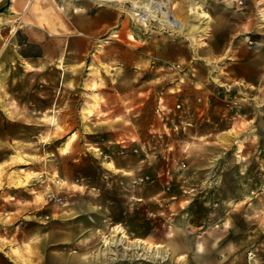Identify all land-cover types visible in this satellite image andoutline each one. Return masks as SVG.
Instances as JSON below:
<instances>
[{
	"label": "rangeland",
	"instance_id": "1",
	"mask_svg": "<svg viewBox=\"0 0 264 264\" xmlns=\"http://www.w3.org/2000/svg\"><path fill=\"white\" fill-rule=\"evenodd\" d=\"M29 1L0 0V225L13 221L5 204L19 190L41 224L52 210L66 217L70 203L87 211L98 230L86 239L88 264H264V0H171L182 34L144 26V9L126 0ZM251 64L261 67V90L220 85L217 72H252ZM115 103L123 115L103 125L138 133L153 177L133 197L107 176L96 198L74 186L81 194L69 199L66 155L101 154L82 121ZM204 105L234 118L217 144L180 121L185 108Z\"/></svg>",
	"mask_w": 264,
	"mask_h": 264
},
{
	"label": "crops",
	"instance_id": "2",
	"mask_svg": "<svg viewBox=\"0 0 264 264\" xmlns=\"http://www.w3.org/2000/svg\"><path fill=\"white\" fill-rule=\"evenodd\" d=\"M50 33L57 34L58 32L50 30ZM84 35L86 36V34ZM263 37L260 44L262 47H264ZM260 55L264 60V52ZM250 68L254 70L244 72L240 69H230L225 73L226 77L217 72V79L221 82V86L253 93L263 87L261 81L263 75L260 72V66L257 67L258 69L255 65ZM203 81L201 80V82ZM208 82L212 81L208 80ZM99 95H103L102 90L99 91ZM232 106L230 105L231 108ZM99 109L103 118L101 115L95 114L88 117L87 121L83 120L82 122L83 129L85 127L90 129L89 132L83 131L85 141L90 145L98 146L101 154L97 155L84 148L80 155L68 153L65 157L71 172L64 175L61 171L60 176L69 178L70 186L67 190L70 194L69 199L71 196L78 197L81 194L74 189V186L83 189V194L87 197L96 198L97 196L93 192L102 189L107 176L117 177L120 181L125 182L127 191L130 193L129 197H133L137 193L139 181L153 177L152 174L155 171L153 155L144 145L138 144V133L127 130L122 134L117 129H109L103 125L106 118L119 119L123 115L122 107L115 103V105L109 104L107 107L100 105ZM225 111L227 112L228 109L220 106L209 108L208 105H204L193 109L187 107L184 109L180 121L185 125H191L190 128H185L190 133L192 132L195 139L210 137L211 143L217 144L219 136L225 138L224 133L228 132L226 128L234 119L232 116L223 119L226 115ZM204 124L211 125L205 129ZM120 141L126 145H117ZM133 149H137L138 154L133 153ZM107 165L113 169L106 167ZM10 194L13 201L5 204V214L13 215L14 219L0 225V264H88V252L85 249L86 239L96 235L98 230L91 226L92 223L86 210L82 211L70 203L66 217H55V212L52 210L49 213L52 215L47 214L51 217V221L41 224L36 220L43 216L34 214V208L31 205L26 206V201L31 199L30 196L19 190H12ZM81 237L84 238L81 240ZM155 246L162 245L156 244ZM28 249L32 253L27 254ZM172 250L174 253L175 249Z\"/></svg>",
	"mask_w": 264,
	"mask_h": 264
},
{
	"label": "bare ground",
	"instance_id": "3",
	"mask_svg": "<svg viewBox=\"0 0 264 264\" xmlns=\"http://www.w3.org/2000/svg\"><path fill=\"white\" fill-rule=\"evenodd\" d=\"M31 1L32 0H30L28 4H30ZM97 1H105V0H97ZM121 2H125V1L121 0ZM126 2H129V3L133 4L135 9H144V16H141L140 23H142L146 27H148V26H150L152 24H158L159 27L162 28V29L174 30V31H177L180 34L184 33V31L186 29V23L178 20L173 15L172 12L174 11V8L176 7V4L174 5V2H172L171 0H166V2L171 5V8H163V7L161 8V6H160V4H158L157 0H126ZM159 10L161 12V15H157L156 14V12L157 11L159 12ZM202 18H208V19L210 18V20H211V17H209L207 14H204V15L202 14ZM261 22L264 23V12H262ZM261 28H264V25ZM14 31L15 30H13V32ZM202 32L203 33L209 32V28L208 27L204 28V30H202ZM195 33H198V28L197 27H195L192 30H190L188 32V35L192 36L193 37V42H195L197 44V37H196ZM82 34L84 35V33H82ZM16 184H17L18 187H20V186H23L25 183H24L23 180H20V179L17 180L16 179ZM114 232H115L114 233V237H116L118 235L119 236L121 235V238L119 239L121 241V243H123L124 239L127 238L125 236L123 230H121L120 228H116ZM105 238H106L105 242L107 244H111L112 243V239H110L109 237H105ZM114 241L115 240H113V242ZM136 244H137V246H146V242H142L140 240H138ZM147 248L149 250H154L156 248L158 251H160L162 246L149 245ZM151 253H153V252H151Z\"/></svg>",
	"mask_w": 264,
	"mask_h": 264
},
{
	"label": "built area",
	"instance_id": "4",
	"mask_svg": "<svg viewBox=\"0 0 264 264\" xmlns=\"http://www.w3.org/2000/svg\"><path fill=\"white\" fill-rule=\"evenodd\" d=\"M53 198L56 202L61 203V200L53 195Z\"/></svg>",
	"mask_w": 264,
	"mask_h": 264
}]
</instances>
